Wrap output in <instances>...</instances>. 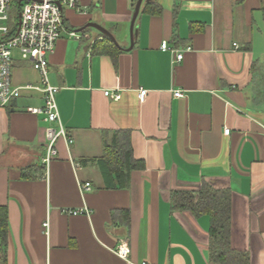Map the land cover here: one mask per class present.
<instances>
[{
	"label": "crops",
	"instance_id": "crops-1",
	"mask_svg": "<svg viewBox=\"0 0 264 264\" xmlns=\"http://www.w3.org/2000/svg\"><path fill=\"white\" fill-rule=\"evenodd\" d=\"M136 1L64 9L48 79L67 139L57 140L47 166L49 123L31 112L43 94L22 90L0 107L7 264H219L209 258V216L170 201L172 191L201 183L230 190L231 245L264 264V0H143L129 49ZM150 2L160 11L147 10ZM88 22L118 45L92 27L77 32ZM164 41L183 54L178 63L161 50ZM17 55L13 85L38 86L39 73ZM118 139L143 166L112 188L89 159ZM75 209L83 212H65Z\"/></svg>",
	"mask_w": 264,
	"mask_h": 264
},
{
	"label": "built area",
	"instance_id": "built-area-1",
	"mask_svg": "<svg viewBox=\"0 0 264 264\" xmlns=\"http://www.w3.org/2000/svg\"><path fill=\"white\" fill-rule=\"evenodd\" d=\"M68 8L78 9L79 0H0V107L7 106L12 99L21 96L22 90H39L43 94V106L32 108L31 112L44 114L45 120L49 123L44 131L45 156L42 161L45 166L57 155V140L67 137L56 103L58 87L51 85L48 79V56L53 52L65 28L63 11ZM69 34L71 37L79 38L76 32L70 31ZM160 48L173 54L172 64L178 63L183 57L182 53L171 48L166 41L161 43ZM15 52L21 59L30 61L39 73L38 86L13 85L11 75ZM146 94V90L140 89V100H143ZM104 95L120 97L119 93H112L110 90H105ZM174 96L181 97L183 93L181 90H175ZM81 188L90 189V183L81 184ZM65 212L78 214L83 210ZM127 253L128 248L125 246L118 250L122 257H126Z\"/></svg>",
	"mask_w": 264,
	"mask_h": 264
},
{
	"label": "trees",
	"instance_id": "trees-1",
	"mask_svg": "<svg viewBox=\"0 0 264 264\" xmlns=\"http://www.w3.org/2000/svg\"><path fill=\"white\" fill-rule=\"evenodd\" d=\"M146 9L159 12V7L147 3ZM111 45V40L104 36ZM97 163L107 183L112 188H123L127 185L130 172L142 168L139 161H134L127 142L118 139L114 143L103 142L101 157L89 159ZM231 196L229 189L215 188L210 183H201L191 189L174 190L170 194L172 209L187 211L194 217L207 214L210 218L208 230V253L213 262L219 264H250L248 251L232 247L230 236ZM7 208L0 206V264H7L8 240Z\"/></svg>",
	"mask_w": 264,
	"mask_h": 264
},
{
	"label": "water",
	"instance_id": "water-1",
	"mask_svg": "<svg viewBox=\"0 0 264 264\" xmlns=\"http://www.w3.org/2000/svg\"><path fill=\"white\" fill-rule=\"evenodd\" d=\"M142 2H143V0H137L136 3H135V6H134V11H133V14H132V17H131V21H130V26H129V33H130V46H129V49H131L133 47V44H134V35H135V32H136V30L134 28V24H135L136 18L138 16V13L140 11ZM88 27L95 28L101 34H103L108 39H110L115 45H118V42L115 39V37L113 36V34L109 30H107L106 28H104L103 26H101V25H99L98 23H95V22H88L84 26L78 28L77 32L84 31Z\"/></svg>",
	"mask_w": 264,
	"mask_h": 264
},
{
	"label": "rangeland",
	"instance_id": "rangeland-1",
	"mask_svg": "<svg viewBox=\"0 0 264 264\" xmlns=\"http://www.w3.org/2000/svg\"><path fill=\"white\" fill-rule=\"evenodd\" d=\"M15 55H16V52H15ZM18 56V55H17ZM19 57V56H18Z\"/></svg>",
	"mask_w": 264,
	"mask_h": 264
}]
</instances>
